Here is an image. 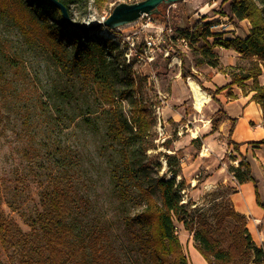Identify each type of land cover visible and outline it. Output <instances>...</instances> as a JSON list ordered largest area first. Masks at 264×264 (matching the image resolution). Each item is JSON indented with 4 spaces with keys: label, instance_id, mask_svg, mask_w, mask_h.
I'll use <instances>...</instances> for the list:
<instances>
[{
    "label": "rangeland",
    "instance_id": "obj_1",
    "mask_svg": "<svg viewBox=\"0 0 264 264\" xmlns=\"http://www.w3.org/2000/svg\"><path fill=\"white\" fill-rule=\"evenodd\" d=\"M116 2L108 0L101 9L93 0H89L87 7L81 1L72 9L76 20L91 26L103 21ZM159 10L166 15L168 27L153 15L148 29L127 25L112 35L119 44L113 56L114 68L122 80L118 85L126 87L129 75L134 81L129 86L128 98L118 99L116 106L129 115L141 103L155 117L150 135L135 149V161L150 165L153 177L170 179L171 167L179 171L176 181L179 184L184 180V187L178 189L185 205L184 218L194 232L186 230L184 223L174 222L189 263L195 264L191 252L198 250L194 236L201 220L213 227L223 248L228 247L230 233L238 226L229 211L239 212L233 197L240 185L235 169L241 156L229 144L232 121H227L221 104L204 90L213 87L212 78L225 67L217 48L212 61H217L218 66L213 67L198 48L205 45L203 41L186 48L179 39L195 20L211 18L216 13L225 15L228 2L185 0L163 4ZM143 23L148 24L147 19ZM103 31L105 34L106 29ZM178 51L184 53L185 67L193 77H182ZM0 54L18 59L21 65L8 69L7 76L0 81V215L12 227L10 241L3 242L0 237V264H21L25 256L23 235L43 245L41 233L33 223L44 212L46 193L59 187L68 194L71 224L81 255L89 264H149L127 225L143 205L136 199L123 201L120 194L116 173L121 169L125 149L106 135L111 107L93 92L81 89L78 80L73 88L74 78L66 76L39 44H29L9 15L0 16ZM251 64V59L237 56L233 66ZM190 80L205 92L202 110L195 107ZM66 88H73L78 97L73 104L59 96L60 90ZM79 113L82 115L71 122L72 116ZM215 118L219 119L216 129L212 124ZM168 155L173 156L171 167ZM251 164L255 176L260 178V165L254 161ZM158 194L155 191L160 201ZM245 217L246 228L258 245L255 231L250 228L251 220L257 217ZM260 247L264 251V246ZM67 264L77 263L73 260Z\"/></svg>",
    "mask_w": 264,
    "mask_h": 264
},
{
    "label": "trees",
    "instance_id": "obj_2",
    "mask_svg": "<svg viewBox=\"0 0 264 264\" xmlns=\"http://www.w3.org/2000/svg\"><path fill=\"white\" fill-rule=\"evenodd\" d=\"M59 1L67 7L73 22L65 19L62 11L48 0H0V16L9 15L19 26L29 44L37 43L47 51L65 75L74 78L73 88L76 84L75 80H78L81 89L93 92L96 98L111 107V117L106 123V135L125 149L121 157V169L116 173L117 182L121 186L120 194L123 201L136 199L143 205L135 218L127 221L132 239L137 244L141 255L149 264H191L174 222L184 223L186 230L194 232L184 218L185 205L178 192V189L184 187V180L181 179L182 183L177 184L176 177L179 171L171 167L173 156L167 157L168 167H171L169 172L173 175L170 179L153 177L150 165L135 161V149L143 145L145 138L150 135L155 125V117L148 106L141 103L136 104L129 115L116 106L118 99L128 98L129 86L134 84L129 75L130 82L126 87L118 85L122 80L118 69L114 68L113 56L118 52L119 44L112 39L110 32L107 35L103 33V29L107 30V28H98L96 25L85 26L79 19H75L72 6L83 1L87 7L89 0ZM93 1L101 9L108 2V0ZM226 2H228V11L225 16H228L231 21H249L250 33L246 37L223 38L222 34L212 31V28L217 26L216 21H206L207 17H202L195 20L191 27L180 35V38L189 41L190 47L193 43L203 41L205 45H200L198 48L202 56L208 59L207 63L213 67L218 66L217 61H212V58H216L214 50L218 47L234 50L243 58L251 59L252 64L248 67L230 66L222 69V73L228 74L231 78L232 82L228 85L218 87L216 90H204L219 102L217 95L232 85H237L244 93L247 92V88H250V91L254 92L252 100L257 102L264 112V84H261L260 80L264 75V0H226ZM155 17L165 23L166 27L169 26L164 13L157 14ZM74 23H77L79 27ZM211 38L212 42L208 41ZM177 56L182 61V77L184 79L193 77L191 71L185 67L184 53L178 51ZM19 62L18 59L7 54H0V81L7 76L8 69L19 68L21 66ZM73 88L62 89L59 92L60 98L68 101L69 104H73L78 98ZM79 115L82 114H74L71 122H74ZM230 120L232 121L230 132H232L236 119ZM212 122L216 129L219 119L215 118ZM229 144L241 156L239 166L235 169V177L239 184L254 183L257 203L264 208L251 164L247 157L241 154L240 144L231 140ZM256 144H264V140ZM129 146L133 149L128 150ZM147 149L148 146L143 149V152ZM155 191H158L160 201L155 197ZM43 199L44 212L35 220L33 227L40 231L44 243L43 245L33 243L30 237L28 239V236L23 235L25 256L21 264H67L73 260L77 264H89L81 255L78 236L71 224L72 208L68 203L66 190L61 187L56 188L46 193ZM229 216L238 223V226L234 227L230 233L232 238L228 247L223 248L221 240L214 235L213 227L205 220H201L194 236L195 248L208 264H246L248 262L262 264L264 251L252 240L246 228L245 215L232 209L229 211ZM11 233V225L5 223L0 215L1 240L10 241Z\"/></svg>",
    "mask_w": 264,
    "mask_h": 264
},
{
    "label": "crops",
    "instance_id": "obj_3",
    "mask_svg": "<svg viewBox=\"0 0 264 264\" xmlns=\"http://www.w3.org/2000/svg\"><path fill=\"white\" fill-rule=\"evenodd\" d=\"M208 20H214L218 23L212 31L213 33L222 34L223 38L235 36L244 38L250 33V23L247 20L231 21L228 16H220L217 13L206 19V21ZM217 51L225 67L233 66L237 56H241L230 49L218 47ZM230 82L232 81L228 74L217 72L216 76L212 78L211 86L213 87L211 89L216 90V85L223 87ZM248 84L251 85V83ZM261 84H264V79H261ZM253 95L254 92L250 91V88H247V92L244 93L240 87L232 85L217 95V99L227 113V121L236 119L234 128L229 134L230 140L240 144V152L247 157L250 164L254 161L260 165L262 170L260 178L255 176L253 164H251V167L253 177L258 184L261 201L264 204V144H256L264 140V112L261 106L252 100ZM233 200L239 212L253 218L257 217V219L251 220L250 228L255 231L257 244L264 246V208L257 203L254 183L240 184ZM259 227H262L263 230H260ZM192 251L191 255L195 264H208L198 250Z\"/></svg>",
    "mask_w": 264,
    "mask_h": 264
},
{
    "label": "water",
    "instance_id": "obj_4",
    "mask_svg": "<svg viewBox=\"0 0 264 264\" xmlns=\"http://www.w3.org/2000/svg\"><path fill=\"white\" fill-rule=\"evenodd\" d=\"M57 6L63 13L65 19L73 22L67 7L59 0H48ZM185 0H142L136 3H120L115 5L113 11L101 22L96 24L98 28L114 30L137 22L144 15L160 14V6L163 4H175ZM75 26L79 25L74 23Z\"/></svg>",
    "mask_w": 264,
    "mask_h": 264
},
{
    "label": "built area",
    "instance_id": "obj_5",
    "mask_svg": "<svg viewBox=\"0 0 264 264\" xmlns=\"http://www.w3.org/2000/svg\"><path fill=\"white\" fill-rule=\"evenodd\" d=\"M140 1H142V0H117L116 3L117 4H119V2L120 3H136V2H140ZM144 19H147L148 24L147 23H143ZM153 21H154V17L153 16L144 15L137 22H135L133 24H130V25H140L142 29L143 28H147L148 29V27L150 26V24H152ZM120 29H121V27L117 28V29H114V30L107 29L105 35H107L108 32H110V35L112 36L113 33H115L116 31H118ZM169 30L171 31V29H169ZM179 42H181L186 48H189V41H187L186 39L181 38V39H179Z\"/></svg>",
    "mask_w": 264,
    "mask_h": 264
},
{
    "label": "bare ground",
    "instance_id": "obj_6",
    "mask_svg": "<svg viewBox=\"0 0 264 264\" xmlns=\"http://www.w3.org/2000/svg\"><path fill=\"white\" fill-rule=\"evenodd\" d=\"M190 86H191V92H193L194 101H195V107L198 110H202V108L205 105L206 102V96L205 92L201 90L199 85L197 83H194V81L190 80ZM208 98V97H207ZM194 136H196V132H194ZM182 239H187L186 233H182ZM193 252V251H192Z\"/></svg>",
    "mask_w": 264,
    "mask_h": 264
}]
</instances>
